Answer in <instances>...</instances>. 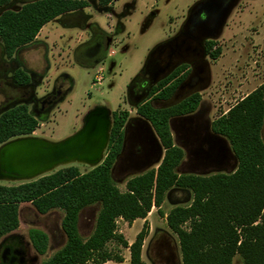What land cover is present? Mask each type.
<instances>
[{"label": "trees", "instance_id": "1", "mask_svg": "<svg viewBox=\"0 0 264 264\" xmlns=\"http://www.w3.org/2000/svg\"><path fill=\"white\" fill-rule=\"evenodd\" d=\"M12 1L0 0V8ZM112 1L99 0L103 6ZM86 5L81 0H31L17 10L6 9L0 14L3 51L13 57L47 23ZM220 54L216 47L211 56L216 59ZM15 79L18 83L30 80L23 70L15 73ZM174 87L164 91L162 98L170 97ZM200 101L201 96L195 94L171 107L156 108L151 103L137 107L139 116L155 129L165 154L157 166L130 177L125 190L114 179L113 169L123 148L128 111L113 113L109 148L98 166L82 172L70 165L32 181L0 184V238L18 228L20 205L31 203L41 214L64 213L62 228L67 241L41 264L123 262L122 255L108 248L113 241L130 249V264H146L142 249L150 233L148 220L131 244L118 232L117 221L146 219L153 206L164 216L166 194L176 190L193 197L188 205H176L166 213L167 225L179 240L181 264H233L236 255L241 264H264V83L212 122L213 132L229 140L238 159V167L230 173L177 171L185 152L174 141L170 120L194 113ZM40 123L26 104L5 108L0 113V146L32 135ZM95 204H100L96 225L84 237L79 227L81 212ZM29 238L37 253L46 254L50 239L44 230L32 228Z\"/></svg>", "mask_w": 264, "mask_h": 264}, {"label": "rangeland", "instance_id": "2", "mask_svg": "<svg viewBox=\"0 0 264 264\" xmlns=\"http://www.w3.org/2000/svg\"><path fill=\"white\" fill-rule=\"evenodd\" d=\"M29 1L31 0H13L9 5L0 8V14L6 9L17 10ZM123 1L120 0L116 5H121ZM138 1V7L132 9L131 12L133 13L128 18V31L123 33L122 40L118 39V42L122 44L114 45L112 48V50L115 49L120 52L119 47L123 45L120 55L117 56L120 63L110 75L106 73V63H101L96 68L90 67L92 60L83 53L85 48L83 51L74 52L76 44L79 43L78 40L86 36V32L81 29L79 17H67L61 24V18L54 19L41 29L37 38L27 48H22L18 59L21 62H26L38 74L44 72V67L47 64L45 57L50 59L51 67L45 73L43 80L32 82L35 96L39 99L51 86L56 76L64 75V78H68V87L65 89L62 99L55 103V106L49 108L50 111L46 110L42 114L35 111L32 101H17L21 95L16 90L8 89V94L13 96L16 101L10 99L8 102L11 104H4L6 95L0 89V113L5 108L26 104L30 112L35 113L36 117L41 119L39 127L32 135L22 137H40L49 141L62 140L79 130L86 113L99 106L109 109L112 117L116 111H128L129 119L139 116L137 107L127 102L128 88L146 64L150 53L171 35L174 26L170 23V18L173 16L171 19H182L185 7L193 0ZM90 6L97 8L102 5L97 0H92ZM151 6L154 8L152 9ZM106 10V7L95 9L93 21H99L101 25L106 26ZM152 10L156 12V15L147 25ZM219 46L221 54L216 59L208 57L211 84L199 94L201 101H204L203 117H195L191 113L187 116L182 115L183 118L173 123L174 141L183 146L185 150L184 162L177 169L179 173L202 175L217 172L230 173L238 167V159L227 138L212 136L206 140V134H200L199 131L206 130L205 124H208V121L205 118L208 115L211 120L215 119L239 99L264 83V0H240L239 5L227 21V27ZM1 60L7 63L5 76L13 75L12 69L17 68L14 67L17 60L14 58L12 62L11 59H8L3 52L0 41ZM19 68H21L20 65ZM3 69V66L0 67V78L1 75H4ZM95 76L103 77L100 84H98V80H95ZM65 87L64 85L63 89ZM40 105L38 107H42ZM203 119L205 120L203 121ZM132 125L130 128L132 132L139 130L136 124ZM150 128L155 133L153 126ZM192 132L194 134L191 135ZM128 133L130 134V131ZM131 140L132 138L129 137L128 147L131 146ZM138 140L141 141V137L136 142ZM158 142L161 145V142ZM123 149L124 147L120 155ZM164 154L165 148L162 146V159ZM156 161L157 156L152 151L136 159L127 158L123 162L120 159L114 166V179L119 187L125 190L127 180L130 177L157 166L159 163ZM70 165L78 166L82 172L93 168L86 163L75 161L58 165L52 170L28 180L0 178V184L11 186L32 181ZM192 198L190 192L176 190H173L171 194L168 192L162 211L166 214L176 205L186 206L192 202ZM99 210L100 204H95L86 207L81 212L79 227L84 237H89L94 231ZM153 210L154 213L151 214L148 221L150 233L142 249L143 260L146 264H181V250L177 235L170 230L165 216L159 213L158 208L155 207ZM63 216L62 210H53L47 214H41L31 203H22L19 208L20 223L18 228L2 236L0 243L11 235L22 237L27 257L36 258V260L28 261L26 264H41L67 241L62 228ZM117 225L118 232L131 242L135 240L143 228L144 222L136 220L133 223H128L120 218ZM32 228L42 229L49 235L50 243L46 254L37 253L32 246L29 238V232ZM108 248L122 255L124 261L121 263L108 261L104 264H130V253L127 248L116 241L109 243ZM241 262L240 255H236L233 264H241Z\"/></svg>", "mask_w": 264, "mask_h": 264}, {"label": "flooded vegetation", "instance_id": "3", "mask_svg": "<svg viewBox=\"0 0 264 264\" xmlns=\"http://www.w3.org/2000/svg\"><path fill=\"white\" fill-rule=\"evenodd\" d=\"M81 1H85L87 5L62 14L58 17L61 18L60 24L67 17H79L81 19L79 23L81 29L86 32V36L78 40L79 43L76 44L74 52L83 51L85 48L86 50L83 53L92 60L90 67L96 68L99 64L106 63V73L110 75L120 63V59L117 56L120 55L123 45L119 47L120 52L115 49L112 50V48L114 45L122 44L118 42V39H123L122 32L126 28L128 15L132 9L134 10L138 7L139 1L124 0L121 5H116L120 0H114L106 6L102 5L97 8L90 6L92 0ZM97 1L100 4L99 0ZM239 3L240 0H193L185 7L182 19H171L172 16L170 23L174 26V29H172L171 35L150 53L146 64L135 76L128 88L127 102L136 107L151 103L156 108H166L178 105L191 96L200 94V92L207 89L211 82L208 57L212 58L211 53L216 47H220V41L227 27V21ZM101 7H106L107 9L105 11L106 26L92 19L94 18L95 9H100ZM151 8L153 9L154 7L151 6ZM155 15L156 12L152 10L147 25L148 23L150 24ZM211 45H214L213 49L210 48ZM27 46L22 48H27ZM22 48L18 49L13 57L9 58L7 56L12 62L14 58L17 60L14 63V67L17 68L12 69L14 71L13 75L5 76L4 72L7 69V63L0 61V67H4V75H1L0 78V89L6 95L3 103L11 104L8 102L10 99L16 101L13 96L8 94V89L16 90L21 95V98L17 101H32L35 111L38 114H42L46 110L50 111L51 109L49 108L55 106V103L62 99L64 91L68 87V78H64V75L56 76L51 86L47 87L48 89L39 99L35 96L32 82L43 80L45 73L51 67L50 59L47 56L45 57L47 64L44 67V72L38 74L26 62H21L18 59L23 50ZM19 65L21 68H19ZM19 70L27 73L30 78L29 82L18 83L16 81L15 73ZM64 85L66 87L63 89ZM173 85L175 87L171 96L162 98L161 94ZM199 104L200 111L196 117H203L204 103L200 101ZM39 105L42 107H38ZM175 120L172 118L171 121L174 122ZM132 124H136L139 130L132 132L130 130L133 126ZM124 130L126 131V146L118 161L122 159L123 162L127 158L136 159L148 154L150 151L154 152L158 158L162 153V144L160 145L145 119L131 117L128 119ZM129 131L130 134L128 133ZM129 137L132 140L130 141L131 146L128 147L127 141ZM137 137H141V141L138 140L136 142ZM23 242L22 237L15 235L5 238L0 243V263L26 264L28 261L36 260V258L27 257Z\"/></svg>", "mask_w": 264, "mask_h": 264}, {"label": "water", "instance_id": "4", "mask_svg": "<svg viewBox=\"0 0 264 264\" xmlns=\"http://www.w3.org/2000/svg\"><path fill=\"white\" fill-rule=\"evenodd\" d=\"M111 128V111L99 106L86 113L79 130L62 140L49 141L40 137L9 140L0 146V178L28 180L75 161L96 167L104 161ZM125 144L126 131L124 148ZM161 161L162 153L156 162Z\"/></svg>", "mask_w": 264, "mask_h": 264}, {"label": "crops", "instance_id": "5", "mask_svg": "<svg viewBox=\"0 0 264 264\" xmlns=\"http://www.w3.org/2000/svg\"><path fill=\"white\" fill-rule=\"evenodd\" d=\"M132 13L133 12H131L129 15H128V17H130L131 15H132ZM57 19V18H56ZM128 22V21H127ZM127 22H126V28L124 29V31L122 32V33H126L127 31H128V24H127ZM210 84H211V82H210ZM210 86V85H209ZM252 92V91H251ZM243 98V97H242ZM202 103H204V101L202 100L201 101ZM235 104V103H234ZM233 105H231L230 107H232ZM155 107V106H154ZM230 107L228 108V109H226L224 112H222L221 114H223V113H226L229 109H230ZM208 110V109H207ZM200 111V104H199V106H198V108H197V110L194 112V113H192L191 115H195V117H196V115H197V113ZM221 114H219L218 115V117L221 115ZM189 115V114H188ZM207 115H208V112H207ZM185 116H187V115H185ZM138 117H141V118H143V119H145L144 117H142V116H138ZM208 117H210L209 115H208ZM205 118L207 121H208V124H205L204 122H203V125L205 124L206 125V130L204 131H199V133L200 134H203L204 133V135L206 134V140H209L210 139V137H212V136H214V137H218V138H221V137H223V136H221V135H218V134H216V133H214L213 132V130H212V122L215 120V119H217L218 117H216L215 119H213V120H211L210 118ZM181 118H183V116H175V117H173V119H176L175 121H178V119H181ZM205 119H203V120H205ZM146 120V119H145ZM172 120V119H171ZM170 120V125H171V130H172V134H173V137H174V133H173V123L175 122H172ZM147 122H148V124H149V126H152V124L148 121V120H146ZM151 124V125H150ZM154 129V128H153ZM154 134H155V136H156V138L158 139V141H160V139H159V137H158V135L156 134V131H155V129H154ZM192 134H194L193 132L191 133V135ZM176 143V142H175ZM162 144V143H161ZM177 144V143H176ZM177 145H179V144H177ZM180 146V145H179ZM182 148H183V150H184V147L183 146H181ZM184 152H185V150H184ZM164 157V156H163ZM184 158H185V156H184ZM184 162V159L182 160V162L180 163V165L182 164ZM179 165V166H180ZM179 166H178V168H179ZM177 168V169H178ZM178 171V170H177ZM153 208H155V206H153ZM153 208H152V210H151V212L149 213V215H148V217L146 218V219H137V220H142L143 222H145V220H150V216H151V214H153L154 213V210H153ZM166 215L167 214H165L164 216H165V219H166ZM136 221V220H135ZM128 241V240H127ZM129 242V241H128ZM133 241H131V242H129L130 244L132 243ZM127 250L129 251V253H130V249L129 248H127ZM119 263H121V262H119Z\"/></svg>", "mask_w": 264, "mask_h": 264}, {"label": "built area", "instance_id": "6", "mask_svg": "<svg viewBox=\"0 0 264 264\" xmlns=\"http://www.w3.org/2000/svg\"><path fill=\"white\" fill-rule=\"evenodd\" d=\"M103 77H99V76H95V80H98V84H100V80L102 79Z\"/></svg>", "mask_w": 264, "mask_h": 264}]
</instances>
